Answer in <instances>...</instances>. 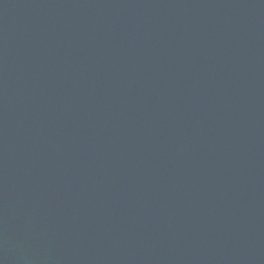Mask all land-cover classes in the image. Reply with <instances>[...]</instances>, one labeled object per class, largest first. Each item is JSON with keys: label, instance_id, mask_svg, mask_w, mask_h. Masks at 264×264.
Listing matches in <instances>:
<instances>
[{"label": "water", "instance_id": "obj_1", "mask_svg": "<svg viewBox=\"0 0 264 264\" xmlns=\"http://www.w3.org/2000/svg\"><path fill=\"white\" fill-rule=\"evenodd\" d=\"M0 264H264V0H0Z\"/></svg>", "mask_w": 264, "mask_h": 264}]
</instances>
